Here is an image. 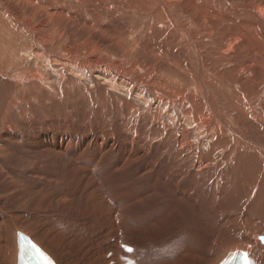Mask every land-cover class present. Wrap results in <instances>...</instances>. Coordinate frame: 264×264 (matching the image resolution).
<instances>
[{"label":"bare ground","instance_id":"bare-ground-1","mask_svg":"<svg viewBox=\"0 0 264 264\" xmlns=\"http://www.w3.org/2000/svg\"><path fill=\"white\" fill-rule=\"evenodd\" d=\"M77 104L85 129L61 122L26 151L23 131L10 125L34 109ZM9 129L10 138L0 137V264H17L20 233L56 264H221L237 253L264 264V0H0V133ZM18 143L20 171L45 184L14 198L9 213L3 196L18 188L9 176L20 184L9 165ZM65 179L88 180L93 192L84 202L48 192L46 181ZM174 195L180 224L142 231L159 216L139 212L129 228L139 241L151 232L163 252L172 229L183 237L190 227V243L173 242L177 257L158 261L149 246L138 261L130 242H109L113 219L129 220L127 209L146 198L163 211ZM87 207L110 221L103 234L78 222ZM36 218L56 231L50 239Z\"/></svg>","mask_w":264,"mask_h":264},{"label":"rangeland","instance_id":"rangeland-1","mask_svg":"<svg viewBox=\"0 0 264 264\" xmlns=\"http://www.w3.org/2000/svg\"><path fill=\"white\" fill-rule=\"evenodd\" d=\"M130 48H135V46H134V43H133V41H130ZM195 51V50H194ZM140 52V50L138 49V48H136L135 49V53L136 54H138ZM66 104L68 103V101H66L65 102ZM65 104V105H66ZM80 104V103H79ZM79 104H77V106H75V107H73L72 108V110H69L68 111V109H67V107H60V109H57L56 111H55V109L56 108H54V107H49L48 109H47V106H45L46 108L45 109H47L48 111H46V110H44V109H39V110H37V109H34V110H31V111H29V113L31 114H28V112L27 113H25V115L23 116L24 117V120H20L19 121V119H17V117L15 116V117H11V120H10V125L12 126V130H14V127L15 128H17V129H19V130H22L23 131V133H24V136H25V139H26V141L28 140V143L27 144H25V145H22L23 144V142H20V145H22V146H24V149H25V151H26V148L27 147H30V146H41L40 145V141H41V137H40V135H39V133H40V131H42V130H44V129H53L54 130V128H56L55 130H57V129H62L63 127L62 126H64V127H66V126H69V128L71 129V130H74V131H77V130H83V129H85V125H86V123L84 122L85 120H84V117H85V107H83L84 105H79ZM78 107V108H77ZM54 111V113H53V111ZM82 109L83 111L82 112H84V113H82V114H84L83 115V117L82 116H80L81 115V111L80 110ZM45 112H47V115L46 114H44V111ZM50 110V111H49ZM60 110V111H59ZM66 110V111H65ZM33 111V112H32ZM37 111H38V113H37ZM78 112V116H77V112ZM41 114H40V113ZM52 112V113H51ZM62 112V113H61ZM75 112V113H74ZM34 113L35 114H37V115H34ZM72 114L70 117H71V119H73V120H71L70 118H67L68 120L66 121V116L67 115H65V114ZM26 114H27V116H26ZM33 114V115H32ZM42 115L43 114V116L42 117H40V115ZM49 114V115H48ZM56 114L59 116V117H57L56 116ZM50 115H52L51 117H50ZM63 115V116H62ZM30 116V117H29ZM40 117L38 120H36V119H33V118H38V117ZM65 116V117H64ZM50 117V118H49ZM64 117V118H63ZM67 117H69V115L67 116ZM74 117V118H73ZM77 117V119H75ZM78 117H80V118H78ZM83 118V121L81 120L82 118ZM54 118H57V119H55L54 120ZM60 118V119H59ZM13 119V120H12ZM17 119V120H16ZM33 119V120H32ZM50 119V120H49ZM63 119V120H62ZM65 119V120H64ZM16 120V121H15ZM28 120V121H27ZM41 120H43V121H41ZM47 120V121H46ZM77 122H76V121ZM29 121H31V122H29ZM35 121H36V123H35ZM57 121V122H56ZM60 121V122H59ZM73 121V122H72ZM23 122H24V125H23ZM30 124H29V123ZM38 122V123H37ZM47 122V123H46ZM63 124H65L66 123V126L65 125H63ZM68 122H69V124H68ZM15 123V124H14ZM40 123V124H39ZM71 123V124H70ZM75 123V124H74ZM76 123H77V125H76ZM85 125H84V124ZM13 124V125H12ZM41 124H43V125H41ZM53 124V125H52ZM80 124V125H79ZM48 125V126H47ZM59 125V126H58ZM82 125V126H81ZM84 125V126H83ZM14 126V127H13ZM21 126H22V128H21ZM58 126V127H57ZM76 126V127H75ZM25 127V128H24ZM38 127V128H37ZM45 127V128H44ZM72 127V128H71ZM80 127V128H79ZM32 129V130H30V129ZM4 129H5V127H4ZM75 134V133H74ZM0 137L1 138H3V137H6V138H10L11 137V131H10V129L9 130H6V131H2L1 133H0ZM24 138V137H23ZM22 143V144H21ZM36 143V144H35ZM15 145V144H14ZM19 145V143L15 146V147H13V149H12V151H11V153H14V155L13 154H11V156L9 157V165H10V167L12 168V167H15V168H12V170L14 171V174H13V178H16L19 182H20V184L17 182V181H11V179H10V176H9V178H8V180H7V184L9 185L10 183V185H12V186H18V188L17 189H14V191H15V193H14V191H12V192H10L12 195H5V196H3V200H5L6 201V203H5V207H6V211L7 212H9V213H11V212H13V211H16L17 210V208H15V205L16 206H18L16 203H14V201H13V199L14 198H16V197H19V196H23L24 194H26V195H30L31 194V192H35L36 190H38V189H40V187L42 186V184H45V183H43L44 181H43V179L41 178V177H35L34 175H31V174H29L28 173V171H25V173H23L22 174V171H20L21 169H22V167H23V165H24V161H25V158L23 157V156H21V151H20V149L22 150V146H20ZM51 146H53V145H50L49 147H51ZM19 147V148H18ZM17 149V150H15V149ZM15 150V151H14ZM16 151H19V153L18 152H16ZM24 151V150H23ZM24 154H25V152H23ZM9 154V155H10ZM16 155V156H15ZM19 155V156H18ZM15 156V157H14ZM18 156V157H17ZM23 157V158H22ZM14 158V159H13ZM21 164V165H20ZM16 166H20L19 168L20 169H18V167H16ZM22 166V167H21ZM17 170H18V173H17ZM12 171V172H13ZM46 171V170H45ZM59 171V173L57 172V173H52V176L53 177H56L57 176V178H59V177H61L60 175H61V173H62V171L61 170H58ZM61 171V172H60ZM23 175V176H22ZM69 176L70 175H68L66 178H69ZM71 177V176H70ZM124 177L125 178H127V175H124ZM41 178V179H40ZM34 181H36V182H34ZM40 181V182H39ZM121 181V180H120ZM18 184H17V183ZM121 183V182H120ZM23 184H26V188L25 187H23ZM32 184V185H31ZM52 184H54V182H49V181H46V185L48 186V188L51 190V191H48V192H51V193H53V194H58V195H61V194H69V195H71V197H72V199H76V200H80V201H82V202H84V200L86 199V197L89 195V194H91L92 192H93V189H92V183H90L88 180H87V182L86 183H83V182H79L78 180H68V179H65V180H63L61 183H59V184H56V185H54V186H51ZM145 184H146V181H139V185L141 186V187H143V186H145ZM22 186V187H21ZM30 186H31V188H30ZM21 188V189H20ZM33 188V189H32ZM41 188H43V187H41ZM125 189V188H124ZM143 189V188H142ZM208 188H206V190L205 191H208L207 190ZM16 190H17V192H16ZM21 190V191H20ZM170 190L171 191H173V189L172 188H170ZM23 191V192H22ZM130 191V189H128V190H125V193H127L128 195H134L135 193H132V192H129ZM48 192H47V194H48ZM9 193V194H10ZM100 193V192H99ZM14 195V196H13ZM49 195V194H48ZM58 195H56L55 196V198L56 197H59ZM152 195V194H151ZM124 198H126V194L123 196ZM9 199H11V200H9ZM174 199L175 200H168V201H166V208H164V210L163 211H161V207H163V206H159L160 205V203H158V202H154V203H152L151 204V206L149 207V205H148V198H146L145 199V202H144V205L143 206H136L135 208H129V209H127V213H130V218H129V220H124V218H123V216H118L116 219H113V229L115 230V238H111L110 239V241L109 242H111V243H116V239H119V240H121V241H124V242H130L129 244H131L130 245V247H129V249H131L133 252H134V254H136V252H137V254H138V256H139V258H138V256H137V259H138V261H141V260H144L145 258H146V255L149 253H145L146 251H148V250H146L145 249V247H149V246H151L152 247V253H153V256L152 257H154L156 260H158V261H160L162 258H163V260H165V259H168V258H165V257H177V255L175 254V252H174V243L173 242H176L177 244H179V245H183L185 242H189L190 241V233L192 234V232L189 230L190 229V227H189V229H187V235H189V237H186V236H183V237H181V235H180V230H179V228H177V229H172V232H171V238H172V240H173V242H168V241H166V240H163L162 242L163 243H165V245H166V248H165V250L163 251V252H161L160 251V249H159V247L157 246V244L155 245V244H152L153 242H150L152 239H151V237L149 236L150 235V233H148V236H147V238L146 239H144V240H142V241H139V240H136L135 239V237H134V232L129 228V227H135L134 225H133V223H132V220H136V219H134L136 216H137V214L139 213V212H143L144 214H147V215H151V216H153V217H155V218H157L158 216H159V224L158 225H154V226H146V227H143L141 230L143 231L144 229H146V228H149V227H151V229L152 228H156V227H158V229L159 230H163L164 231V229L167 227V226H170V225H173V224H177V223H181V221L182 220H184V215H183V207L181 206V204H178V196L176 197L175 195H174ZM8 200V201H7ZM12 205V206H11ZM117 205V202L115 201V206ZM168 205V206H167ZM152 207V208H151ZM156 207H158V208H156ZM197 207H200V210H201V205H199V206H197ZM88 209H87V211L86 212H84V213H82V214H80L79 212H77V217H80L79 219H78V222L81 220V218L83 219V220H86L87 222H84L83 224H82V227L84 228V229H86L87 230V232H89V233H91V232H93V231H100L102 234H103V229H102V226H104L105 228L106 227H109L110 226V221L108 222L107 220H105V218L104 217H102V216H100V215H98L97 213H95L93 210H92V207H91V209L89 208V207H87ZM156 208V210H154V211H151V210H153V209H155ZM167 209V210H166ZM151 211V212H150ZM177 211V212H176ZM89 212H91V214H89V215H87ZM153 212V213H152ZM167 212V213H166ZM180 212V213H179ZM150 213V214H149ZM177 213H179V214H177ZM85 215H87V216H85ZM166 215V216H165ZM84 216V217H83ZM177 216H179V217H177ZM112 217H114V215L112 216ZM181 217V218H180ZM66 218H68V222H70V224L69 225H72L74 222H76L75 220H73V219H70V217H66ZM177 218V219H176ZM178 218H180V219H178ZM217 219H216V224H210V226H209V229L210 230H212V231H215V232H217L216 233V235L215 234H213L214 235V238H216L217 236H219V235H221L220 233H219V231L221 230V225H222V221H221V218L220 217H216ZM29 219H33L34 220V216L32 215ZM62 220H64V219H62ZM36 221H38L39 223V225H42L41 224V221H42V219H40V218H36ZM147 221H151L150 219H147ZM179 221V222H178ZM71 222H73V223H71ZM146 222V221H145ZM123 223H126V225L127 226H123ZM163 223V224H162ZM169 223H170V225H169ZM179 223V224H180ZM221 223V224H220ZM67 224V223H66ZM84 224H86L85 226H84ZM89 224H92V225H89ZM43 226V228H44V233L42 232V234H44V236L45 237H47V239H50L51 237H49V235H48V231H50L51 230V234H54L56 231L54 230V229H47V228H45V226L44 225H42ZM216 226V227H215ZM12 227V225H10L8 228H7V230H11V229H13V228H11ZM161 228V229H160ZM218 228V229H217ZM217 230V231H216ZM228 231H232L233 232V228H232V226H230V228H229V230ZM118 232V233H117ZM96 236H97V234H96ZM103 237V235H100V236H97V241H99L101 238ZM168 238V237H167ZM263 239V238H262ZM261 239V242L264 244V242H263V240ZM191 242V241H190ZM189 242V243H190ZM61 243V239H59L58 240V244L56 245V247H55V250H56V252L57 253H59L60 255H59V258H60V256H61V254H64V249H65V246H61V247H59V244ZM172 243V244H171ZM170 244H171V246H170ZM124 246H127V245H125V244H123V245H121V247H124ZM137 246H140V247H137ZM179 247V246H178ZM177 248V247H176ZM129 249L127 248V250L129 251ZM109 255L111 254L110 252L108 253ZM186 253H183L182 255H185ZM141 256V257H140ZM143 256V257H142ZM141 258V259H140ZM248 259V258H247ZM248 261H249V259H248Z\"/></svg>","mask_w":264,"mask_h":264},{"label":"snow or ice","instance_id":"snow-or-ice-1","mask_svg":"<svg viewBox=\"0 0 264 264\" xmlns=\"http://www.w3.org/2000/svg\"><path fill=\"white\" fill-rule=\"evenodd\" d=\"M129 251H131V249H129Z\"/></svg>","mask_w":264,"mask_h":264}]
</instances>
